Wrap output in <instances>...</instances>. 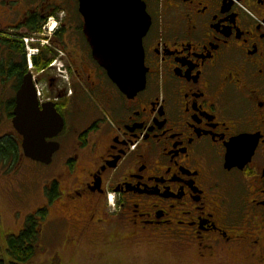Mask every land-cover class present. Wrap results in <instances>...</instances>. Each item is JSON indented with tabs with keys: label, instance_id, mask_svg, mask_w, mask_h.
Here are the masks:
<instances>
[{
	"label": "flooded vegetation",
	"instance_id": "1",
	"mask_svg": "<svg viewBox=\"0 0 264 264\" xmlns=\"http://www.w3.org/2000/svg\"><path fill=\"white\" fill-rule=\"evenodd\" d=\"M135 1L151 23L146 86L129 99L93 57L80 0H0V39L19 44L3 53L7 72L19 68L7 86L40 74L65 122L47 140L59 149L46 207L70 222L73 245L104 236L158 248L153 264L174 251L264 264V0ZM25 39L40 49L32 72ZM241 136L253 153L227 169Z\"/></svg>",
	"mask_w": 264,
	"mask_h": 264
},
{
	"label": "water",
	"instance_id": "2",
	"mask_svg": "<svg viewBox=\"0 0 264 264\" xmlns=\"http://www.w3.org/2000/svg\"><path fill=\"white\" fill-rule=\"evenodd\" d=\"M80 12L94 59L125 96L134 98L145 89L148 72L143 39L151 22L144 4L135 0H80ZM13 115V127L23 139L24 157L49 165L59 145L47 139L59 135L65 123L54 107L40 106L30 75L17 92ZM248 137L241 136L228 145L227 169L248 162L254 150Z\"/></svg>",
	"mask_w": 264,
	"mask_h": 264
},
{
	"label": "rangeland",
	"instance_id": "3",
	"mask_svg": "<svg viewBox=\"0 0 264 264\" xmlns=\"http://www.w3.org/2000/svg\"><path fill=\"white\" fill-rule=\"evenodd\" d=\"M0 13H2L0 23L5 26L7 21L1 9ZM54 25L51 26V31L55 30ZM55 67L56 72L59 73L60 64L56 63ZM41 82L46 86V82ZM10 91L7 86H3L0 79V117L2 119L0 138L13 130L5 108V103L15 96V92ZM49 175L47 166L23 158L22 153L19 170L15 174L0 173L1 259L8 261L5 255L7 238L18 235L23 230L27 218L47 206L44 191L51 181ZM49 211L51 214L44 224L41 237L42 250L32 264H128L129 262L153 264L156 261L153 253L154 249L158 248L140 241L125 240L118 244H111L105 241L108 237L102 236L95 242L87 238L83 239L84 241L81 240L78 245H73L71 238L75 236V232L70 228V222L57 223L56 219L62 213L56 205L53 204ZM67 218L70 220L69 217ZM124 232L123 237L127 234V231ZM165 258L168 259L170 256ZM174 259L171 258L174 264H233V261L226 259L202 262L193 251L185 253L174 251ZM171 260L161 261L159 264H172Z\"/></svg>",
	"mask_w": 264,
	"mask_h": 264
},
{
	"label": "trees",
	"instance_id": "4",
	"mask_svg": "<svg viewBox=\"0 0 264 264\" xmlns=\"http://www.w3.org/2000/svg\"><path fill=\"white\" fill-rule=\"evenodd\" d=\"M7 35L6 32H3V37L0 39V79L5 87L11 80L12 76H14V70L17 71V69H19L13 68L14 66H12L9 68V72H7L4 68L6 66H4V54L2 52H5V55L8 57L7 52L16 49V46L19 45L18 43H14L13 46L12 44L7 43ZM50 62L51 60L45 62L46 64L39 67V70L48 66ZM9 90L11 89L9 88ZM5 104L7 117L9 121H11L15 108V99H9ZM1 123L2 119L0 117V125ZM21 150V138L14 130L9 131L0 138V173L3 172V174L11 175L19 170ZM48 218V208H41L37 210L35 214H32L27 218L23 230L18 235L9 236L7 238L5 255L10 264H32L36 260L40 253L39 251L42 250L41 237L44 224L47 222ZM0 264L6 263L0 258Z\"/></svg>",
	"mask_w": 264,
	"mask_h": 264
}]
</instances>
